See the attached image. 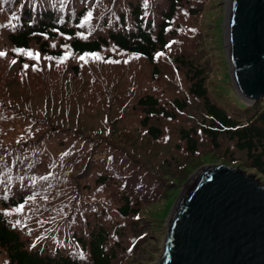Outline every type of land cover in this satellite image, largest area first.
<instances>
[{
	"label": "rangeland",
	"instance_id": "rangeland-1",
	"mask_svg": "<svg viewBox=\"0 0 264 264\" xmlns=\"http://www.w3.org/2000/svg\"><path fill=\"white\" fill-rule=\"evenodd\" d=\"M9 1L15 3L12 5ZM31 1L35 2V10L39 2ZM42 1L39 7H44L49 2L54 3L57 21L76 28L78 35L85 38H96L110 26L119 27L122 13L125 14V26L132 27L134 21L130 3L132 6L142 7L147 27L151 32H156L163 19L162 12L166 11L170 2ZM183 3L174 19L170 44L164 53L156 54L157 60L162 59V73L158 74L157 67L154 69L146 58L131 55L113 45L93 55L73 54L67 43L70 39L67 35L49 41L53 50L60 49L57 57L43 54L34 40L29 48L15 47L9 42L7 35L10 31L17 30L30 15L25 14L22 0H0V52L6 53L0 56V77L1 82L5 83L0 89V127H8L13 132H24L32 128L41 131L40 128L33 127L31 117L35 113L30 114V109L32 107L45 111L43 115L50 117L49 105L54 107L56 99L58 104L63 101L66 103V113L75 118L76 122L90 130L102 129L103 134L96 133L101 135L102 140L93 150L88 171L86 168L85 173L84 170L80 172L83 176L81 182L87 184L90 191L85 194V198L92 200L97 206V214L93 217L87 211H76L75 231L86 230L88 220L102 223L110 232L107 248L115 252L112 264L159 263L172 212L186 185L205 166L215 163L238 166L247 173H254L256 178L264 182V173L251 166V155L246 149L238 148L235 140L220 137L217 146L201 131V127L207 125L202 126L200 123L206 118L204 104L190 95L187 89L190 72L182 68L181 59L175 62L173 57L170 63H163L168 57L184 55L193 65L202 66L208 95L239 122L245 123L255 113L263 111L264 96L249 103L236 90L233 82L227 32L230 0H184ZM33 13L31 18L35 19ZM74 65L80 70L78 74H74ZM28 73L31 74L29 80H26ZM87 81L93 83L88 85L85 83ZM52 82L67 91L47 89L48 92L44 95L35 93H42L45 86ZM69 89L75 91H68ZM147 92L159 96L161 103L179 114L177 120L159 116L152 121V124L159 125L162 130L157 139H150L146 129L140 124L143 111L137 106V100ZM185 93L191 97L192 103L188 104L183 113L173 103ZM5 94L14 97L16 102L6 100ZM19 104L27 107L17 106ZM115 124L117 132L112 137L109 130ZM182 127L196 129L193 136L198 141V146L192 156L185 151V140L179 139ZM2 137L3 134L0 133V139ZM6 142L12 143L10 139ZM9 167L12 165L4 163L0 158V170ZM102 176H105L102 178L105 180L99 181L98 177ZM122 193L126 194L121 198ZM126 197L129 198V204L138 209L137 214L123 215L118 210L119 206L127 202ZM0 209L5 211L12 226L21 230V237L25 240L27 225L20 223L22 211L2 206ZM27 220H32L31 216H27ZM33 239L36 238L32 236L30 240ZM26 244L28 248L31 247L29 240ZM56 246L65 249L59 248L61 252L71 253L83 262L91 261L87 250H79L76 239L74 243L46 233L40 249L54 254ZM0 264H8L7 251L1 248Z\"/></svg>",
	"mask_w": 264,
	"mask_h": 264
},
{
	"label": "trees",
	"instance_id": "trees-1",
	"mask_svg": "<svg viewBox=\"0 0 264 264\" xmlns=\"http://www.w3.org/2000/svg\"><path fill=\"white\" fill-rule=\"evenodd\" d=\"M36 1L39 4L34 10L35 2L22 0L24 12L30 16L17 30L10 31L7 35V39L15 47L29 48L34 40L36 44H39L43 54L57 57L60 49L53 50L49 41L67 35L70 38L67 43L73 54L93 55L113 45L131 55L146 58L154 69L157 67L158 74L162 73L160 69L162 59L157 60L156 54L164 53L170 44L175 16L184 4V0H170L168 8L162 12L163 19L159 29L151 32L144 21L142 7L132 6L130 3L134 21L132 27L125 26V14L122 13L121 28H119L120 25L119 27L110 26L105 33L101 32L96 38L90 36L85 38L78 35L76 28L67 27L65 23L57 21L54 3L49 2L44 7H39L43 1ZM9 3L13 5L15 2L9 1ZM32 13L35 19L31 18ZM192 13L195 14L194 9ZM173 57L175 62L181 59L182 68L190 72L187 78V89L190 95L200 99L204 104L206 118L200 123L202 126L207 125L201 127V131L217 146L220 137L235 140L238 148L246 149L251 155V166L264 173V110L255 113L245 123L239 122L225 108L214 103L208 95L205 70L202 66L193 65L192 61L184 55L168 57V60H163V63H170ZM72 68L74 74L79 73L77 65ZM30 74L28 73L26 80H29ZM1 81L0 77V89L5 84ZM103 82L105 83V79ZM85 83L91 85L93 82ZM56 87H59V84L52 82L45 86L42 93L39 91L35 93L44 95L48 92L47 89L56 92L67 91L60 87L55 89ZM68 91H75V89ZM143 95L137 100V106L143 111L140 124L146 129L150 139H157L162 130L159 125L152 124V121L159 116L177 120L179 114L170 106L161 103L159 96L150 92ZM4 98L16 102V99L10 95L5 94ZM55 103L54 107L52 104L49 105L50 117L43 115L45 111H38L31 107L30 114L35 113L31 117L33 127L40 128L41 131L32 128L24 132H13L8 127H0V133L3 134L0 139V158L4 163L12 165L5 170H0V206L22 211L20 223L27 225L25 240H29L31 245L27 247L26 241L21 237V230L13 227L5 211L0 209V248L7 251L8 264H112L115 252L107 248L110 232L102 223L88 220L86 230L75 231L76 211L81 213L87 211L93 217L97 214V206L92 200L85 198V194H89L90 191H88L89 186L81 182L83 176L80 172L84 170L83 173H85L86 168L88 171L93 150L102 140L101 135L96 133L103 134V131L100 128L90 130L76 122L75 118H71L66 113L64 101L58 104L55 99ZM189 103H192V99L185 93L181 99H176L173 105L179 112L184 113ZM17 106L27 107L23 104ZM195 130V128L183 129L182 127L179 138L185 140V151L191 156L194 155L198 146V141L193 136ZM116 132L115 124L109 130V134L113 137ZM8 133L10 135L6 137ZM7 139H10L12 143L8 144ZM177 147L179 148L178 145ZM102 178L105 176L98 177V180L104 181L105 179ZM125 194L122 193L121 198ZM128 199L126 197L127 202L119 206L118 210L123 215L137 214L138 209L132 207ZM27 216H31L32 220H27ZM46 233L69 242L75 243L76 239L79 250H87L91 261L83 262L71 253H63L59 248L65 249L60 246H56L54 254L45 253L40 246ZM32 236L36 239L30 240Z\"/></svg>",
	"mask_w": 264,
	"mask_h": 264
},
{
	"label": "water",
	"instance_id": "water-1",
	"mask_svg": "<svg viewBox=\"0 0 264 264\" xmlns=\"http://www.w3.org/2000/svg\"><path fill=\"white\" fill-rule=\"evenodd\" d=\"M228 57L236 90L264 96V0H230ZM171 216L158 264H264V182L240 167L205 166Z\"/></svg>",
	"mask_w": 264,
	"mask_h": 264
},
{
	"label": "bare ground",
	"instance_id": "bare-ground-1",
	"mask_svg": "<svg viewBox=\"0 0 264 264\" xmlns=\"http://www.w3.org/2000/svg\"><path fill=\"white\" fill-rule=\"evenodd\" d=\"M230 11H231V8H230V3H229V11H228V18H229V19H230ZM229 22H230V21H228L227 26H228ZM199 172H200V171H199ZM198 174H199V173H198ZM198 174H197V175H198ZM197 175H195L194 178H196ZM194 178H193V179H194ZM192 181H193V180H192ZM192 181H191V182H192ZM180 201H181V200H180ZM180 201H178V203L176 204V206H175V208H174V210H173V212H172V215L175 214V211H176L177 207L179 206Z\"/></svg>",
	"mask_w": 264,
	"mask_h": 264
},
{
	"label": "snow or ice",
	"instance_id": "snow-or-ice-1",
	"mask_svg": "<svg viewBox=\"0 0 264 264\" xmlns=\"http://www.w3.org/2000/svg\"><path fill=\"white\" fill-rule=\"evenodd\" d=\"M89 16H91V13H89ZM17 51H20V50H17ZM4 55H6V53H4V52H0V56H4ZM29 55H31V53H29ZM15 61H13V63H14Z\"/></svg>",
	"mask_w": 264,
	"mask_h": 264
}]
</instances>
